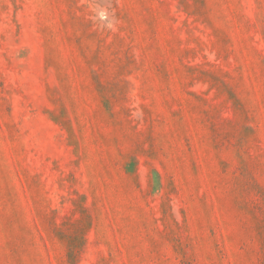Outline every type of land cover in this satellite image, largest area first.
Wrapping results in <instances>:
<instances>
[{"label":"rangeland","instance_id":"1","mask_svg":"<svg viewBox=\"0 0 264 264\" xmlns=\"http://www.w3.org/2000/svg\"><path fill=\"white\" fill-rule=\"evenodd\" d=\"M0 264H264V0H0Z\"/></svg>","mask_w":264,"mask_h":264}]
</instances>
